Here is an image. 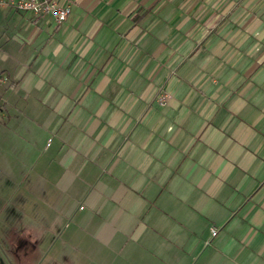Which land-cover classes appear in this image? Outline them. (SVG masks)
Masks as SVG:
<instances>
[{"label": "crops", "instance_id": "0c3cea01", "mask_svg": "<svg viewBox=\"0 0 264 264\" xmlns=\"http://www.w3.org/2000/svg\"><path fill=\"white\" fill-rule=\"evenodd\" d=\"M69 2L19 17L40 72L0 84V162L41 222L20 264L61 219L44 262L264 264V0Z\"/></svg>", "mask_w": 264, "mask_h": 264}, {"label": "rangeland", "instance_id": "374dc122", "mask_svg": "<svg viewBox=\"0 0 264 264\" xmlns=\"http://www.w3.org/2000/svg\"><path fill=\"white\" fill-rule=\"evenodd\" d=\"M32 15L31 13H27L26 11L18 10L6 12L5 14L0 13V74L4 73H39L37 67L31 65L29 62L30 57L32 56L30 53H36V49L34 45H30L28 40L24 41L23 38L17 35V32L24 33L26 35L27 30L24 27L23 22H21L20 18L22 16L29 17ZM26 19V18H24ZM24 44V45H23ZM7 77L8 76L4 74ZM0 82V84L5 83ZM35 95L30 97V101H32ZM22 102L24 100H21ZM1 161V159H0ZM0 264H20L19 257L15 251L16 242H18V238L23 235L25 232V228L30 224H38L40 221L30 222L28 218L33 217L37 220L39 216H37V208L36 206L33 209H29L26 206L21 204L20 194L22 190V182L21 177L18 180H15L12 174L9 173V168L6 163L0 162ZM42 201L52 202L50 199H42ZM43 203V202H42ZM51 204V203H50ZM53 204L49 205L52 206ZM47 206V205H44ZM45 207L47 212H51L52 208ZM25 210V214L22 213ZM53 212V211H52ZM29 214V215H27ZM56 214V213H53ZM61 219L56 223H45L50 229V237H48V241H41L38 250L33 254L32 259L35 264H52L44 262L43 258L45 253H47L50 249L52 242L54 241L56 236L62 235V232L65 228L68 227L70 222L68 220ZM41 223V222H40ZM53 235V236H52ZM41 251L44 253L41 254ZM51 254V253H50ZM78 258H83L84 255H76Z\"/></svg>", "mask_w": 264, "mask_h": 264}, {"label": "built area", "instance_id": "2783aa9c", "mask_svg": "<svg viewBox=\"0 0 264 264\" xmlns=\"http://www.w3.org/2000/svg\"><path fill=\"white\" fill-rule=\"evenodd\" d=\"M10 6L17 10L29 11L35 15H49L56 23H62L72 11L69 0H0V8ZM7 80L4 74H0V82ZM163 101L170 94L160 93ZM212 233H217V227L212 228Z\"/></svg>", "mask_w": 264, "mask_h": 264}, {"label": "flooded vegetation", "instance_id": "af4514ba", "mask_svg": "<svg viewBox=\"0 0 264 264\" xmlns=\"http://www.w3.org/2000/svg\"><path fill=\"white\" fill-rule=\"evenodd\" d=\"M21 255V254H20ZM18 256V255H17Z\"/></svg>", "mask_w": 264, "mask_h": 264}]
</instances>
